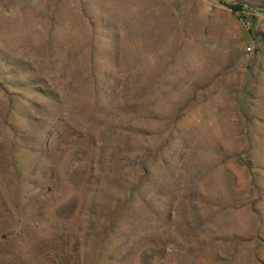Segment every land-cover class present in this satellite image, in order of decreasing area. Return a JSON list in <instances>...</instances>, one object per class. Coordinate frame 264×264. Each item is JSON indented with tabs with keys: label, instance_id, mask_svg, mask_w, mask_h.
I'll return each instance as SVG.
<instances>
[{
	"label": "rangeland",
	"instance_id": "1",
	"mask_svg": "<svg viewBox=\"0 0 264 264\" xmlns=\"http://www.w3.org/2000/svg\"><path fill=\"white\" fill-rule=\"evenodd\" d=\"M222 1L0 0V264H93L77 176L143 167L164 264H264V0ZM145 242L114 240L110 264H145Z\"/></svg>",
	"mask_w": 264,
	"mask_h": 264
},
{
	"label": "trees",
	"instance_id": "2",
	"mask_svg": "<svg viewBox=\"0 0 264 264\" xmlns=\"http://www.w3.org/2000/svg\"><path fill=\"white\" fill-rule=\"evenodd\" d=\"M222 2L234 13L241 12L247 7L246 2L241 0L234 3ZM241 18L246 21L245 17ZM0 82L3 83L1 77ZM35 91L50 100L54 99L41 89H35ZM132 110L135 113H141L144 117L152 115L149 111H143L142 107L139 111L136 108ZM108 150L112 161L119 162L122 159L119 148L111 146ZM142 151L145 152L141 156L144 158L143 165L146 161H154L159 156L164 157L163 154L159 155L160 151L156 153L144 148ZM148 172V169L143 167L142 175L77 176L75 183L78 184V188L81 187L82 190L84 187L87 191L83 193V196L82 191L74 196L76 206L81 205L86 208L92 222L99 224L98 229H93V233H96L103 242L93 264H110L111 259L115 257L112 255L110 246L114 240L119 238L124 240L127 236H141L142 240L146 241L139 252L145 264L165 263L166 257L172 250V243L169 241L167 232L170 213L167 203L156 205V202L164 198L166 189L156 175H148ZM66 179L70 185H73V176L70 178L71 181ZM80 227L81 225L79 229Z\"/></svg>",
	"mask_w": 264,
	"mask_h": 264
},
{
	"label": "built area",
	"instance_id": "3",
	"mask_svg": "<svg viewBox=\"0 0 264 264\" xmlns=\"http://www.w3.org/2000/svg\"><path fill=\"white\" fill-rule=\"evenodd\" d=\"M254 52V47H253V45H248L247 47H246V53L249 55V54H252Z\"/></svg>",
	"mask_w": 264,
	"mask_h": 264
}]
</instances>
